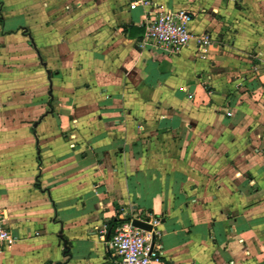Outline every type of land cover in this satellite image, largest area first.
<instances>
[{
  "label": "crops",
  "instance_id": "obj_1",
  "mask_svg": "<svg viewBox=\"0 0 264 264\" xmlns=\"http://www.w3.org/2000/svg\"><path fill=\"white\" fill-rule=\"evenodd\" d=\"M158 11L207 53L143 48ZM0 211V264H118L131 212L163 264H264V0H0Z\"/></svg>",
  "mask_w": 264,
  "mask_h": 264
},
{
  "label": "built area",
  "instance_id": "obj_2",
  "mask_svg": "<svg viewBox=\"0 0 264 264\" xmlns=\"http://www.w3.org/2000/svg\"><path fill=\"white\" fill-rule=\"evenodd\" d=\"M152 4L148 1H137L131 9ZM193 15L188 11H158L144 22L142 46L160 48L165 52L178 53L191 42L196 43L200 54L207 53L213 40L209 34H197L190 29ZM135 220L151 226L150 231L133 225ZM160 218L151 214L141 215L131 212L125 220L115 227L110 247L118 257V264H163L162 247L158 245L161 238ZM16 243L9 226L8 218L0 211V253Z\"/></svg>",
  "mask_w": 264,
  "mask_h": 264
},
{
  "label": "water",
  "instance_id": "obj_3",
  "mask_svg": "<svg viewBox=\"0 0 264 264\" xmlns=\"http://www.w3.org/2000/svg\"><path fill=\"white\" fill-rule=\"evenodd\" d=\"M133 225L139 229H142V230H146V231L151 230V226H149L148 224H146L144 222L138 221V220H135L133 222Z\"/></svg>",
  "mask_w": 264,
  "mask_h": 264
},
{
  "label": "rangeland",
  "instance_id": "obj_4",
  "mask_svg": "<svg viewBox=\"0 0 264 264\" xmlns=\"http://www.w3.org/2000/svg\"><path fill=\"white\" fill-rule=\"evenodd\" d=\"M141 215H146V214H141Z\"/></svg>",
  "mask_w": 264,
  "mask_h": 264
},
{
  "label": "trees",
  "instance_id": "obj_5",
  "mask_svg": "<svg viewBox=\"0 0 264 264\" xmlns=\"http://www.w3.org/2000/svg\"><path fill=\"white\" fill-rule=\"evenodd\" d=\"M121 224V223H120ZM119 224H117V226H118Z\"/></svg>",
  "mask_w": 264,
  "mask_h": 264
}]
</instances>
